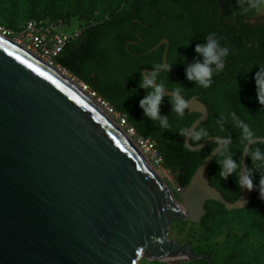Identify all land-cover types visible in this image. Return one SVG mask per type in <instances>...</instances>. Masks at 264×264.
I'll use <instances>...</instances> for the list:
<instances>
[{"label": "water", "instance_id": "obj_1", "mask_svg": "<svg viewBox=\"0 0 264 264\" xmlns=\"http://www.w3.org/2000/svg\"><path fill=\"white\" fill-rule=\"evenodd\" d=\"M163 44L166 64L167 38L150 51ZM51 67L0 35V264H140L142 254L168 264L199 258L192 242L168 238L170 225L200 223L209 201L227 211L245 209L252 193L240 187L229 202L210 183L208 167L225 140L213 135L190 143V133L209 117L206 104L180 94L187 110L199 114L185 131V146L216 145L178 203L97 102ZM163 91L173 98V90ZM256 142L264 137L245 143L239 175Z\"/></svg>", "mask_w": 264, "mask_h": 264}, {"label": "trees", "instance_id": "obj_2", "mask_svg": "<svg viewBox=\"0 0 264 264\" xmlns=\"http://www.w3.org/2000/svg\"><path fill=\"white\" fill-rule=\"evenodd\" d=\"M90 2H78L72 8L78 11L89 4L90 11ZM256 4L257 0H123L117 13L101 21L93 20V13L87 15L88 11L83 10L81 15L85 16L86 22L81 25L84 27L81 40L68 44L54 63L107 101L126 118L137 134L152 139L162 159L161 166L176 171L177 184L183 189L216 144L195 151L185 146L181 130L186 131L199 114L186 110L183 116L178 115L173 110L170 96L164 95L160 104V115L167 118L168 128H162L158 121L147 117L140 107V101L151 91L140 87L141 70H157L155 65L162 64L165 44L150 49L167 38L166 64L171 67L168 71L159 69L156 82L173 91L179 87L182 89L180 94L186 99L197 95L208 107V119L195 129L203 128L208 135L195 144L190 137V143L196 145L213 135L228 141L212 160L207 172L210 183L227 201L234 202L240 194V157L247 140L243 138L242 129L236 127L232 113L249 126L254 137H264V105L257 99L254 80L258 66H264V15L254 17ZM34 6H27L30 17L14 25L11 21L19 9L13 0H0V22L16 30L31 18L72 21L62 7L57 6L61 12L55 11L54 1L42 10ZM210 33H216L219 44L229 51L224 57L223 70L214 72L212 84L204 88L187 79L186 68L197 61L202 62L203 57L195 48L205 44ZM256 150L264 153V142L249 147L245 172L258 185L264 177V161L252 159ZM225 156H231L238 167L227 178H221V166L217 161ZM263 201L259 192L253 190L245 208L252 215V225L262 231ZM223 210L227 211L224 207ZM211 215L207 211L201 224L204 225ZM233 260L234 255H231L226 264H232Z\"/></svg>", "mask_w": 264, "mask_h": 264}, {"label": "rangeland", "instance_id": "obj_3", "mask_svg": "<svg viewBox=\"0 0 264 264\" xmlns=\"http://www.w3.org/2000/svg\"><path fill=\"white\" fill-rule=\"evenodd\" d=\"M54 1L55 11L61 12L57 6L62 7L68 12V17L72 19L71 22H66L67 30L75 27H81L86 22L85 16L81 15V11H88L87 15L93 13L95 21H101L104 18L110 17L117 13L122 6L123 0H90L91 10L89 11L88 5L85 4L81 10H75L72 7L80 2L84 4L89 0H13V4L19 9L16 18L11 21L14 25L21 24L24 20L30 17L26 11L28 5L34 4L35 8L42 10L43 7ZM243 12L245 8H237ZM257 12L264 13V0H258ZM254 17H258L256 14ZM0 26H6L0 22ZM8 28V27H6ZM65 72L62 67L54 65ZM67 74L72 77L68 71ZM77 81V80H76ZM146 158L165 185L168 187L175 200L181 203L180 188L177 184L175 173L155 163L150 154H146ZM264 210V201L261 203ZM207 211L212 215L204 225L195 224L191 222H173L169 227L168 238L176 239L181 244L192 242L194 252L207 251L211 254L213 261L221 262L223 259L230 255H234L236 261L240 264H264V231L255 228L252 225V215L244 210L224 211L223 206L209 201L206 204ZM264 225V219H263ZM140 264H165L159 259H149L142 254L139 259ZM187 261L184 263L186 264ZM183 264V263H180Z\"/></svg>", "mask_w": 264, "mask_h": 264}, {"label": "clouds", "instance_id": "obj_4", "mask_svg": "<svg viewBox=\"0 0 264 264\" xmlns=\"http://www.w3.org/2000/svg\"><path fill=\"white\" fill-rule=\"evenodd\" d=\"M195 51L203 57L202 62L197 61L186 68V77L190 81H195L200 86L207 88L212 84V77L214 72L218 73L224 68V57L228 54V49L222 47L219 44L216 33H210L206 36V43L197 45ZM213 66H215L213 68ZM170 64H156L157 70L163 68L165 71L170 70ZM157 71L147 73L141 78L140 87L151 89L148 94L140 101V107L143 109L144 114L151 118L153 121H158L162 128H168L169 123L166 117L160 115V104L164 96L165 85L163 83L156 84ZM255 88L257 93V99L261 105H264V66H258V71L254 76ZM182 89L179 87L174 89V95L172 98L173 110L180 116H183L188 108L187 101L181 97ZM233 121L236 127L242 129L243 138L247 141H252L254 133L250 130L249 126L244 123L243 120L239 119L236 114L232 113ZM181 134H185L182 129ZM208 135L203 128L194 130L190 133L192 143L200 141L202 138ZM228 141H225L227 145ZM227 148H225V152ZM224 155V153H221ZM252 159L254 161H264V153L256 150L252 153ZM221 170L219 176L221 178H227L234 171L237 170V162L232 159L231 156H225L223 160L217 161ZM238 184L241 188L247 189L248 191L257 190L259 192L260 199L264 200V177L259 181V184H254L253 179L248 172L239 175Z\"/></svg>", "mask_w": 264, "mask_h": 264}, {"label": "built area", "instance_id": "obj_5", "mask_svg": "<svg viewBox=\"0 0 264 264\" xmlns=\"http://www.w3.org/2000/svg\"><path fill=\"white\" fill-rule=\"evenodd\" d=\"M67 28L69 27L66 21L61 19L31 18L16 30L0 26V35L53 67L55 65L54 59L64 51L66 46L73 41H80L83 35L84 27H76L70 30H67ZM65 73L67 72L65 71ZM72 78L75 79L74 77ZM77 82L106 114L111 117L118 127L123 130L141 152L150 154L155 163L161 164L162 159L152 139L137 134L135 129L129 125L126 118L118 113L107 101L99 97L84 82Z\"/></svg>", "mask_w": 264, "mask_h": 264}, {"label": "flooded vegetation", "instance_id": "obj_6", "mask_svg": "<svg viewBox=\"0 0 264 264\" xmlns=\"http://www.w3.org/2000/svg\"><path fill=\"white\" fill-rule=\"evenodd\" d=\"M198 224H201V222L198 223ZM191 250H192V248H191ZM195 254H199L201 256L199 258H196V259L184 260V261L176 263V264H180V263L184 264L186 261H187L186 264H226V262L229 260V258L231 256L230 255V256L226 257L221 262H215V261H213L211 254L209 252H207V251H202V252H198V253H195ZM164 255L165 254H163V256ZM162 263L168 264L166 262H162ZM232 264H240V262L236 261L235 258H234V260L232 261Z\"/></svg>", "mask_w": 264, "mask_h": 264}, {"label": "bare ground", "instance_id": "obj_7", "mask_svg": "<svg viewBox=\"0 0 264 264\" xmlns=\"http://www.w3.org/2000/svg\"><path fill=\"white\" fill-rule=\"evenodd\" d=\"M51 67V66H50ZM52 68V67H51ZM59 71H61V72H63L62 70H59ZM62 75H64L68 80H70L73 84H77L78 85V82L75 80V79H73L72 77H70L67 73H65V72H63V74ZM128 137V136H127ZM129 138V137H128ZM129 140L132 142V140L129 138ZM133 143V142H132ZM134 144V143H133ZM136 147V146H135ZM137 148V147H136ZM138 149V148H137ZM139 150V149H138ZM140 151V150H139ZM141 152V151H140ZM141 154L146 158L147 156H146V154L144 153V152H141ZM147 159V158H146ZM148 161V160H147Z\"/></svg>", "mask_w": 264, "mask_h": 264}, {"label": "crops", "instance_id": "obj_8", "mask_svg": "<svg viewBox=\"0 0 264 264\" xmlns=\"http://www.w3.org/2000/svg\"><path fill=\"white\" fill-rule=\"evenodd\" d=\"M257 3H258V0H257ZM256 7H257V4H256V6H255V13H256V15H257V16H262V15H264V13L262 14V13L257 12Z\"/></svg>", "mask_w": 264, "mask_h": 264}]
</instances>
